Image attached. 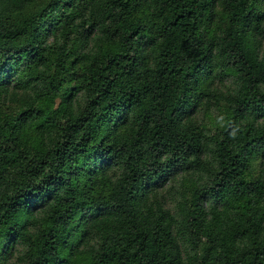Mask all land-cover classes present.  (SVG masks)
Returning <instances> with one entry per match:
<instances>
[{
    "label": "trees",
    "instance_id": "trees-1",
    "mask_svg": "<svg viewBox=\"0 0 264 264\" xmlns=\"http://www.w3.org/2000/svg\"><path fill=\"white\" fill-rule=\"evenodd\" d=\"M0 264H264V0H0Z\"/></svg>",
    "mask_w": 264,
    "mask_h": 264
}]
</instances>
